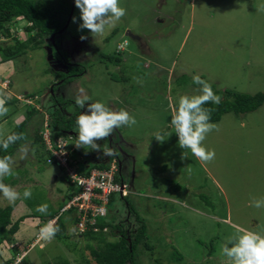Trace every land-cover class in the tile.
I'll return each mask as SVG.
<instances>
[{
	"label": "rangeland",
	"instance_id": "obj_1",
	"mask_svg": "<svg viewBox=\"0 0 264 264\" xmlns=\"http://www.w3.org/2000/svg\"><path fill=\"white\" fill-rule=\"evenodd\" d=\"M72 3L60 49L77 65L72 71L76 73L80 64L85 74L62 82L56 89L57 100L66 101V114L77 112L79 116L86 110L75 102L83 88L91 98L89 103L99 101L114 111L125 109L136 119L134 126H122L97 143L102 149H115L122 180L131 185L128 199L146 225V240L152 248L144 251L139 245V264H229L222 246L237 234L234 225L264 233V207L252 206L254 199H264V104L252 112L226 113L212 122L218 130L203 141L206 149L215 151V159L209 163L179 147L170 122L180 96L200 94L194 76L209 82L221 98L224 89L264 92V0H120L126 15L103 36L79 28V9L74 0ZM26 25L20 18L9 23V31L24 41ZM114 29L116 34L106 42ZM81 35L87 39L81 40ZM4 40L0 38V42ZM45 46L29 49L13 60L0 57V97L20 101L6 104L9 112L0 117V137L23 120L30 108L27 104L49 112L42 95L62 76L50 71ZM101 53L120 54L123 61L113 65ZM26 93L36 96L27 99ZM39 119L35 112L30 132ZM157 133L165 140L158 141ZM167 133L171 135L167 137ZM31 140L26 139L27 159L20 162L15 176L6 177L10 178L6 184L21 194L11 223L22 220L11 241L0 242V264H58L63 260L85 264L83 259L95 264L86 247L89 241L70 222H66L68 238L33 243L43 218L58 210L69 186L63 181V170L48 161L43 149ZM67 143L72 148L76 142L67 137ZM77 150L89 152L83 160L88 164L90 153L101 156L87 147ZM183 154L186 158L182 159ZM72 155L78 156V152ZM168 180L179 187H172ZM26 188L32 191L30 199L23 198ZM45 203L47 214L36 211ZM7 204L0 194V207ZM111 210L115 218L126 216L119 199ZM106 238L116 239L109 233ZM173 249L183 255L181 262L170 261ZM210 249L214 251L208 255Z\"/></svg>",
	"mask_w": 264,
	"mask_h": 264
},
{
	"label": "trees",
	"instance_id": "obj_2",
	"mask_svg": "<svg viewBox=\"0 0 264 264\" xmlns=\"http://www.w3.org/2000/svg\"><path fill=\"white\" fill-rule=\"evenodd\" d=\"M73 7L72 0H0V38L5 39L0 42V57L4 60H13L19 55H24L29 49H35L43 46H52L50 37L54 36L55 46L52 48L53 58L61 55L65 61L66 51L60 49V38L62 34H58L59 30L64 26L69 13ZM20 18L25 19L28 22V25L24 27L27 37L24 41L17 39L9 31V23ZM117 29L112 30L111 34L105 39L108 42L111 37L116 34ZM47 43H44L45 39H48ZM104 59H107L111 64L119 66L122 63L120 54H106L101 53ZM72 66H69L68 72H57L51 69L52 73H57L62 76L63 82H68L76 74L82 75L85 74V67L78 64V71H72ZM75 69V68H73ZM78 72V73H77ZM10 83V82H9ZM222 98L219 104L208 103L205 107L212 109L211 122L219 121L222 115L234 112V113H247L256 110L262 104H264V92H256L254 94L248 93H238L231 89H224L221 91ZM36 95L34 93H26L25 98H33ZM7 101L6 104H15L16 100L9 97H4ZM19 101V100H18ZM20 102V101H19ZM66 101L58 102L54 108H50L47 112L50 118V133L51 139H57L62 137L63 139L76 140V137L66 133V130L77 129V112L70 113L67 115L63 112V104ZM27 104V103H25ZM40 104V102H38ZM17 106V105H15ZM30 108L26 110V116L23 120L16 124L13 129L8 132L4 137L12 132L23 133L26 139H32L33 144H38L43 152L45 153L48 160L53 159L51 153L46 150L41 131L43 130V114L37 109V107H31L30 104H27ZM43 106V104L41 105ZM178 106V103L175 104ZM39 113L40 122L37 126H34V130L30 132L29 122L31 121L32 115L34 113ZM28 127V128H27ZM30 135V136H29ZM24 141H18L16 145L11 146L7 151H4L0 148V157L4 155H14L16 154L20 144ZM78 152V156L72 155L71 159L75 161L77 165L78 174L84 176L88 175L90 170L93 168H106L108 162H91L90 156L88 161L83 160L86 158L89 152L78 151L77 147L73 149V153ZM95 154V153H94ZM91 155V154H90ZM87 159V158H86ZM55 162V161H54ZM70 163V165H72ZM64 170L62 167H60ZM119 176L116 175V179ZM10 179V178H9ZM9 179L5 178L4 183ZM63 181L69 186V192L65 195V201L69 200L73 195H75L79 189L74 187V184L71 183L70 178L63 174ZM168 184L172 180H168ZM16 183L15 180H12V184ZM177 184V183H176ZM172 186V185H171ZM172 187L178 188L179 185H173ZM115 199H119L116 194H111L109 197L107 209L108 212L105 216H98L93 225H90L87 221V229L80 234L81 237H84L89 241L86 247L89 250L90 256L95 261V264H139L138 258V248L139 245L144 251L151 250L152 246L148 244L146 238V225L141 220V218L136 214V208L134 204L130 202L128 197L123 198V205H126V210L128 212L129 218L127 223H124V218H115L113 213H111V206ZM120 200V199H119ZM61 203L57 211H52L43 218L42 225L46 224L50 219L57 216L56 223L59 225L60 231L56 234L55 237L58 239L68 238L66 222H70L71 225L77 226L79 219L82 213L77 212L76 208H70L67 211L62 212L65 214L66 218L63 219L62 215H58L63 204ZM15 207L14 204H7L3 207H0V242L3 240H12V235L15 234L18 230V226L22 218L15 220L11 223V214ZM69 216V217H68ZM68 219V220H66ZM135 222V226L132 225ZM134 225V224H133ZM97 227V231H93L92 228ZM105 230H107L105 232ZM116 230V232H114ZM106 233H109L111 236H114L115 240H107ZM92 242V243H90ZM17 252L16 248H13ZM214 249H210L208 255L213 253ZM170 261L172 262H181L183 260V255L176 249H173L169 254ZM85 264H90L89 261L83 259ZM58 264H69L68 260H63ZM193 264V263H188Z\"/></svg>",
	"mask_w": 264,
	"mask_h": 264
},
{
	"label": "clouds",
	"instance_id": "obj_3",
	"mask_svg": "<svg viewBox=\"0 0 264 264\" xmlns=\"http://www.w3.org/2000/svg\"><path fill=\"white\" fill-rule=\"evenodd\" d=\"M74 3L75 7L79 9L80 20L82 21L79 28L81 30L87 29L92 36H103L107 30L114 28L126 15V9L120 6V0H74ZM72 20L76 22V17H73ZM80 39L85 40L87 37L81 35ZM120 47H122L121 44L119 45ZM193 83L201 86L199 89L200 94L180 96L178 106L174 107V114L171 117L170 123L178 137L179 147L190 150L192 155L201 162L209 163L215 159V151L206 149L203 146V141L206 139L208 133L218 129L211 122L212 109L205 107V105L208 103L219 104L221 97L213 92L209 82L202 80L199 76L193 77ZM79 93L75 101L76 105L80 109L86 110L82 111L76 120L78 136L75 141V146L77 148L87 147L90 150L102 152L104 156H113L104 162H108L109 166L114 161L118 166V176L122 179V165L116 159L115 149L113 147H105L102 150L101 145L97 141L106 140L116 129L122 126H134L137 121L125 109L114 111L99 101L89 103L91 98L83 88L79 89ZM6 103V99L0 97V117L6 116L9 112ZM40 112L43 114L44 129L45 121L48 123V126L50 125L49 116L41 110ZM170 135L171 133H167V137ZM155 138L158 141L165 140L164 135L161 133H157ZM18 141H25V143L20 145L16 154L0 157V194L11 204H14L20 199L21 194L11 185L4 183V179L16 175V168L19 167L21 161L27 159L30 149L23 133L12 132L6 137H0V148L4 151L16 145ZM183 158H186V154L182 155ZM62 174L68 176L65 169ZM129 186L131 191V185ZM130 191L125 196L117 195V197L122 201L124 197L129 196ZM31 196V189L26 188L23 192V198L30 199ZM69 200L63 204L62 208ZM252 206L255 208L264 207V199H254ZM48 207L46 203L41 204L37 206L36 211L47 214ZM62 208L59 214L70 209L62 211ZM124 209L126 210V205H124ZM107 212L108 209L106 206V214ZM56 220L57 216L40 226L33 243H39L40 241L50 242L54 239L60 231ZM74 227L78 235H80L82 232L78 231V224ZM234 228L237 234L222 246V253L227 258L229 264H264V233L236 225H234Z\"/></svg>",
	"mask_w": 264,
	"mask_h": 264
},
{
	"label": "built area",
	"instance_id": "obj_4",
	"mask_svg": "<svg viewBox=\"0 0 264 264\" xmlns=\"http://www.w3.org/2000/svg\"><path fill=\"white\" fill-rule=\"evenodd\" d=\"M46 150H48L57 165L65 169L71 183L79 191L65 204L63 210L76 208L77 212L82 213L78 223V231L83 232L87 229V221L93 225L98 216L106 214V206L111 194L125 196L130 191V186L118 177V166L113 161L107 168H93L89 174L84 176L78 174L77 165L71 159L73 149L68 148L67 139L59 137L51 139L48 123L44 122V129L41 132ZM49 161V160H48ZM70 165V163H72ZM93 231L97 227L92 228Z\"/></svg>",
	"mask_w": 264,
	"mask_h": 264
},
{
	"label": "flooded vegetation",
	"instance_id": "obj_5",
	"mask_svg": "<svg viewBox=\"0 0 264 264\" xmlns=\"http://www.w3.org/2000/svg\"><path fill=\"white\" fill-rule=\"evenodd\" d=\"M64 33V31L61 33V34H63ZM51 41V40H50ZM54 65L56 66V69H53L52 67H51V69L52 70H54V71H57V72H63L64 73V71L65 72H68V67L69 66H71V65H73V63L69 60V61H65L64 59H63V57L61 56V55H58L56 58L54 57ZM62 78H60L59 80L58 79H54L52 82H51V85H50V89H49V87L46 89V93H44L43 95H42V97H43V99H44V101H46L48 104H49V108H54L55 107V105H57L58 104V96H59V93H58V91H56V89H58V87L61 85V83L63 82V79H62V81H60ZM56 80V81H55ZM42 105V104H41ZM64 112V111H63ZM65 113V112H64ZM68 115V114H67ZM77 116H78V114H77ZM77 129L75 130V131H73V130H66V133L67 134H69V135H73L74 137H76L77 138V136H78V133H77ZM76 141V140H75ZM102 149V148H101ZM103 150V149H102ZM91 155H90V161L91 162H94V161H96L97 163L98 162H101V161H105V160H109L111 157H113V156H104L103 154H102V152H100V154H101V156L99 157L97 154L96 155H94V153H90ZM116 159H117V161H118V163L120 162L119 161V157H118V155H116ZM125 214H126V216L128 217L129 215H128V212H127V210H125ZM126 216H125V218H124V220H123V222L124 223H127V221H128V218L126 219Z\"/></svg>",
	"mask_w": 264,
	"mask_h": 264
},
{
	"label": "water",
	"instance_id": "obj_6",
	"mask_svg": "<svg viewBox=\"0 0 264 264\" xmlns=\"http://www.w3.org/2000/svg\"><path fill=\"white\" fill-rule=\"evenodd\" d=\"M70 17H71V12L69 13V16H68L64 26L59 30L58 34H61L65 30V28L67 27V25L69 23ZM127 35H130L128 30H127ZM54 36L55 35H51V37H50L52 46H45V49L47 51V56H48L47 60H48V63L50 65V67H52L53 69H56V66L54 65V58H53V55H52V48L55 46Z\"/></svg>",
	"mask_w": 264,
	"mask_h": 264
},
{
	"label": "crops",
	"instance_id": "obj_7",
	"mask_svg": "<svg viewBox=\"0 0 264 264\" xmlns=\"http://www.w3.org/2000/svg\"><path fill=\"white\" fill-rule=\"evenodd\" d=\"M40 111V110H39Z\"/></svg>",
	"mask_w": 264,
	"mask_h": 264
}]
</instances>
